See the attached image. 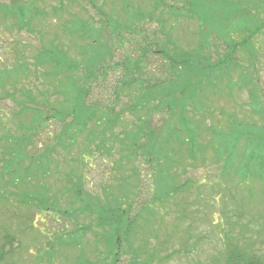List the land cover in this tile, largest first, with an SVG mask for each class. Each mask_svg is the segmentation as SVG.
I'll use <instances>...</instances> for the list:
<instances>
[{"label":"rangeland","instance_id":"rangeland-1","mask_svg":"<svg viewBox=\"0 0 264 264\" xmlns=\"http://www.w3.org/2000/svg\"><path fill=\"white\" fill-rule=\"evenodd\" d=\"M229 252L264 264V0H0V264Z\"/></svg>","mask_w":264,"mask_h":264},{"label":"trees","instance_id":"trees-1","mask_svg":"<svg viewBox=\"0 0 264 264\" xmlns=\"http://www.w3.org/2000/svg\"><path fill=\"white\" fill-rule=\"evenodd\" d=\"M13 5H14V2L12 3V4H10V5H7L8 7H7V9L8 8H10V11H6V12H3V18L4 17H7L8 15H10L9 13H12V12H16L17 13V9H16V7L17 8H19L20 9V11H21V14H18V16L17 17H19L20 18V22L21 23H23L24 25H25V23L27 24L28 23V21H29V19H30V17L29 18H27V17H25L26 15H25V12H24V10L22 9V6L21 5H18V6H16V7H13ZM6 9V10H7ZM12 9V10H11ZM147 51V50H146ZM159 53L160 54H162V51H160L159 50ZM162 56V55H161ZM252 56L253 57H257L258 55L256 54H252ZM42 62V61H41ZM57 64V63H56ZM59 65V64H58ZM61 67H63V70H65V72H68L69 73V71H71L72 70V68H74V70L76 71L77 70V67L76 66H74V65H72V64H68V66H63V65H61ZM87 69H88V67H87ZM89 70V69H88ZM169 70V69H168ZM167 70V71H168ZM60 72H62V68L59 70ZM58 84L60 83H64V82H62L61 80H58V82H57ZM67 83H69L68 81H67ZM67 86V85H66ZM65 86V87H66ZM16 91V90H15ZM57 91H59V90H57ZM25 94V93H24ZM26 95V94H25ZM142 98H139V100L138 101H135L134 102V104H132V110H138V111H140V108H141V106H144V114H145V111H146V109H148L147 107H148V105H144L143 103L145 102V101H147V102H149V101H151V100H156L157 99V96L156 97H150V98H145L144 97V95L142 94ZM26 97V99L27 98H30V94L28 95V96H25ZM28 101V100H27ZM146 107V108H145ZM151 107V105H149V108ZM187 111H183V112H180V114H181V116L185 119V130H186V133L185 134H187V136L188 137H190V138H192V137H197V136H199V133H197V131H198V123L200 122L199 120H196V119H190V118H187V116L185 115V113H186ZM171 117V116H170ZM139 118V121L142 123H145L146 122V120H144V117H141V115L138 117ZM191 126L193 127V128H191ZM107 130H110L109 128H107V129H103V130H100V134H102V136H104V134L106 133V131ZM93 131H94V129H93ZM92 131V132H93ZM175 131H171L170 132V130L167 132V133H165L164 134V139H163V141L164 142H168V141H170L171 139H173V137H172V135H173V133H174ZM92 134V133H91ZM99 134V135H100ZM93 135V134H92ZM178 135V134H177ZM111 136V135H110ZM153 136V135H152ZM179 136V135H178ZM116 137V136H115ZM114 137V138H115ZM111 138H113V137H109V139L107 138V141L111 144V145H113V147L115 146L114 144H115V142H114V140H112ZM176 138V137H175ZM110 140V141H109ZM90 141V140H89ZM104 142V141H103ZM115 166L117 167V166H120L121 167V165L119 164V162L117 163V164H115ZM115 167V168H116ZM135 175H136V173H135ZM102 210V209H101ZM112 237V236H111ZM110 245L108 246L110 249H112V250H114V248H112L116 243H115V240H114V237H112L110 240ZM117 246L119 245L118 244V242H117V244H116ZM107 247V248H108ZM237 249H233V251L235 252ZM229 257H228V263L229 264H231L232 262H234V260H235V258L236 257H239L238 259H240V256H235V254L233 253V252H229ZM245 261H248V263H246V264H253V263H251L250 262V260H249V258H247Z\"/></svg>","mask_w":264,"mask_h":264},{"label":"flooded vegetation","instance_id":"flooded-vegetation-1","mask_svg":"<svg viewBox=\"0 0 264 264\" xmlns=\"http://www.w3.org/2000/svg\"><path fill=\"white\" fill-rule=\"evenodd\" d=\"M110 234V233H109ZM112 237H111V235H108V237H106L105 236V243H106V247H108L109 245H110V239H111ZM105 252H115V249L114 250H112V249H110L109 247L108 248H106V251Z\"/></svg>","mask_w":264,"mask_h":264}]
</instances>
